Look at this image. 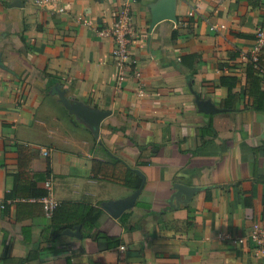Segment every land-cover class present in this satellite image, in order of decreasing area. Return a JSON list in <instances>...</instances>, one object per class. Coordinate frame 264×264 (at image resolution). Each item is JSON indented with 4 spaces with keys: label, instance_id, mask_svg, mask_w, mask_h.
I'll list each match as a JSON object with an SVG mask.
<instances>
[{
    "label": "crops",
    "instance_id": "crops-1",
    "mask_svg": "<svg viewBox=\"0 0 264 264\" xmlns=\"http://www.w3.org/2000/svg\"><path fill=\"white\" fill-rule=\"evenodd\" d=\"M124 1L0 0V264H264L244 239L264 225V110L247 97L240 56L264 0H175L176 20L154 26L161 0H131L120 66L97 29ZM223 76L237 79L233 108ZM60 91L111 111L99 134ZM137 175L135 205L118 216ZM50 179L64 205L55 217ZM176 182L204 188L171 207ZM84 207L103 210L96 225L80 223Z\"/></svg>",
    "mask_w": 264,
    "mask_h": 264
},
{
    "label": "built area",
    "instance_id": "built-area-1",
    "mask_svg": "<svg viewBox=\"0 0 264 264\" xmlns=\"http://www.w3.org/2000/svg\"><path fill=\"white\" fill-rule=\"evenodd\" d=\"M37 3H41L43 0H35ZM60 12L65 11L64 7H59ZM133 12L131 0H126L122 3L116 12L114 22L109 26H104L97 29L100 35L110 37L114 41V48L112 55L116 64L123 66L125 59L129 53V45L131 43V36L133 30L131 27ZM76 21L83 24L89 25L88 19L84 15H78ZM240 56L246 59L253 68L264 75V25H261L256 30L255 45L249 51L240 53ZM134 73L136 76H140V71L135 69ZM45 155L50 154V150L43 151ZM47 188V195L43 198L44 209L47 215H53L55 208L60 204L53 197L52 180L45 182ZM243 238H233V242L237 243ZM247 240L257 252L264 251V225L256 222L253 226V230L244 238Z\"/></svg>",
    "mask_w": 264,
    "mask_h": 264
},
{
    "label": "water",
    "instance_id": "water-1",
    "mask_svg": "<svg viewBox=\"0 0 264 264\" xmlns=\"http://www.w3.org/2000/svg\"><path fill=\"white\" fill-rule=\"evenodd\" d=\"M174 5L175 0H161L158 6L153 10L152 25L154 26L156 23L164 19L176 20ZM59 95L61 101L72 113L77 114L79 118L91 125L95 134H99L103 120L111 114V111L95 109L85 105L80 101L72 102L66 97L64 91H60ZM210 108V105L203 106V109L206 111H208ZM144 181L145 177L143 176L142 184L137 189V191L130 198L116 203V215L119 216L123 211L130 209L135 205L137 197L139 196L141 188L143 187ZM174 188L175 191L169 198L171 207H180L181 204H187L204 187L176 182L174 184Z\"/></svg>",
    "mask_w": 264,
    "mask_h": 264
},
{
    "label": "trees",
    "instance_id": "trees-1",
    "mask_svg": "<svg viewBox=\"0 0 264 264\" xmlns=\"http://www.w3.org/2000/svg\"><path fill=\"white\" fill-rule=\"evenodd\" d=\"M260 76H264V75H261L260 73H258L253 68V66L250 63H248L247 78H246L247 79L246 80L247 81L246 82L247 97L249 99H252V106L255 109L264 110V92L261 89L262 79ZM236 82H237L236 77L223 76L221 78V83L223 85L228 86V95H227V98L224 100V106L226 108H233L235 105L236 99L238 97L237 93L234 91ZM149 162H150L149 160H141V164H148ZM137 176L139 177L138 178L139 180L136 184L137 185L136 187H139L141 185V178L139 175ZM74 205H78V204H74ZM61 206H64V205L59 204L55 208L53 212L54 214L53 217H55V215L58 214V212L61 209ZM102 214H103V210L100 208L84 207V210L81 213L77 212V217L79 218L80 223L86 224L87 226L92 227L96 225L97 221L99 220ZM70 215L76 216L75 212H72ZM66 218H69V217H66Z\"/></svg>",
    "mask_w": 264,
    "mask_h": 264
}]
</instances>
